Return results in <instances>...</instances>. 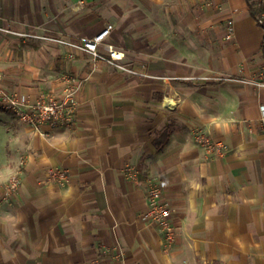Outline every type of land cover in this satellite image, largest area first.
I'll list each match as a JSON object with an SVG mask.
<instances>
[{
    "label": "crops",
    "instance_id": "crops-1",
    "mask_svg": "<svg viewBox=\"0 0 264 264\" xmlns=\"http://www.w3.org/2000/svg\"><path fill=\"white\" fill-rule=\"evenodd\" d=\"M108 26L144 75L12 33L79 42ZM0 27L1 88L36 102L82 83L76 122L45 135L0 109V264H264V31L247 0H0ZM151 185L172 209L171 242L145 217Z\"/></svg>",
    "mask_w": 264,
    "mask_h": 264
},
{
    "label": "built area",
    "instance_id": "built-area-1",
    "mask_svg": "<svg viewBox=\"0 0 264 264\" xmlns=\"http://www.w3.org/2000/svg\"><path fill=\"white\" fill-rule=\"evenodd\" d=\"M113 26H108L98 35L90 39H82L79 42H71L70 40L51 36V35H31L19 32H12L21 37H35L54 43L58 46L71 48L77 52L89 54L96 61L106 62L119 70L135 74L144 75L139 71L128 68L122 61L124 53L113 44L106 42ZM227 39L233 38L234 28L233 21L228 22ZM0 31L11 32L0 27ZM264 86V84H262ZM82 87L81 80L75 77H67L64 81L62 90L59 93H43L32 102L27 96L10 92L0 87V109L8 110L14 113L19 123L28 126L43 135L46 134L44 128L56 129L64 126H71L76 122L77 96ZM199 143L203 144L210 154L216 156H224L228 153V147L225 142L216 140L204 132L197 133ZM26 165V159L21 157L18 169L11 174L7 183V194L14 197L21 187V175ZM127 175L134 177L136 170L128 167ZM69 180L68 173L61 168H51L47 172V182L65 186ZM149 211L146 218L150 223L156 226L165 236L166 241L171 242L177 234V227L173 224L172 209L163 201L162 190L159 186L151 185L147 192ZM109 253L110 251H106ZM117 256H121L120 252H116Z\"/></svg>",
    "mask_w": 264,
    "mask_h": 264
},
{
    "label": "trees",
    "instance_id": "trees-1",
    "mask_svg": "<svg viewBox=\"0 0 264 264\" xmlns=\"http://www.w3.org/2000/svg\"><path fill=\"white\" fill-rule=\"evenodd\" d=\"M250 15L264 31V0H247ZM264 57V38L261 45Z\"/></svg>",
    "mask_w": 264,
    "mask_h": 264
},
{
    "label": "bare ground",
    "instance_id": "bare-ground-1",
    "mask_svg": "<svg viewBox=\"0 0 264 264\" xmlns=\"http://www.w3.org/2000/svg\"><path fill=\"white\" fill-rule=\"evenodd\" d=\"M165 103H166V105L167 104H169L171 106H174L175 105V103L171 102L169 99H166V102Z\"/></svg>",
    "mask_w": 264,
    "mask_h": 264
},
{
    "label": "rangeland",
    "instance_id": "rangeland-1",
    "mask_svg": "<svg viewBox=\"0 0 264 264\" xmlns=\"http://www.w3.org/2000/svg\"><path fill=\"white\" fill-rule=\"evenodd\" d=\"M45 129V128H44Z\"/></svg>",
    "mask_w": 264,
    "mask_h": 264
}]
</instances>
